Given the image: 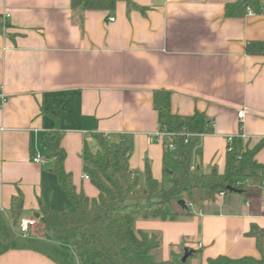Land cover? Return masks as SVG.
Returning <instances> with one entry per match:
<instances>
[{"label":"crops","instance_id":"crops-1","mask_svg":"<svg viewBox=\"0 0 264 264\" xmlns=\"http://www.w3.org/2000/svg\"><path fill=\"white\" fill-rule=\"evenodd\" d=\"M238 1L118 0L112 11H86L74 10L72 0H0V17L10 15L0 24L6 98L0 105V217L15 233L0 264H82L70 242L56 241L39 225L20 233L11 213L19 194L22 219H38L41 202L72 208L53 164L32 160L36 151L48 156L44 139L52 132L61 135L66 174L90 199L99 191L84 178L83 152L85 146L98 150L97 134L110 143L131 141L128 164L141 179L147 166L162 184L179 172L176 152L157 136V91L171 94L174 114L199 112L214 123L194 149L195 178L213 168L225 171L228 137H236L242 152L264 140V55L247 51L250 43H264V15L251 17L245 9L228 16L227 6ZM248 5L260 13L255 0ZM255 160L264 165V146ZM239 181L243 203L242 194L218 196L193 203L190 217L137 220L135 229L160 237L153 255L163 261L185 249L196 252L191 257L198 264L220 256L261 259L260 182Z\"/></svg>","mask_w":264,"mask_h":264},{"label":"trees","instance_id":"trees-1","mask_svg":"<svg viewBox=\"0 0 264 264\" xmlns=\"http://www.w3.org/2000/svg\"><path fill=\"white\" fill-rule=\"evenodd\" d=\"M118 0H72L74 10L112 11ZM252 0H239L227 6V15H241ZM132 7H137L130 4ZM250 54L264 55V43L248 44ZM155 100L160 112L161 131L174 134L165 143L177 147L179 172L173 174L170 187L154 179L149 166L144 178L132 171L128 164L131 141L126 137L118 143H110L102 135H95L98 150L91 151L85 146L83 152L84 174L99 191L98 198L90 199L78 192L64 170L65 156L60 149L61 135L56 131L44 139L45 151L55 162L51 168L58 175L60 185L72 203V208L53 210L48 204L40 203L39 226L56 241L70 242L82 264H190L183 262L184 251L173 252L167 261L154 257L161 247L157 234L135 229L137 220L177 221L190 217L189 210L182 209L178 202L185 196L192 203L197 196L201 203L215 201L221 192L240 195L228 189L240 179L264 180V165L255 158L264 146L262 140L253 149L240 151L235 139L233 148L227 152L223 173L217 168L194 178L192 171L194 149L199 135L211 134L214 123L203 113L190 117L174 114L171 109V94L167 91L155 92ZM188 135H192L189 138ZM168 140V141H167ZM236 189V188H235ZM245 193V188L238 189ZM24 200L21 194L12 200V217L18 223L22 219ZM13 229L0 217V253L4 244L12 242ZM261 259L245 257L231 260L224 256L209 259L208 264H264V231L258 235ZM196 253V252H194Z\"/></svg>","mask_w":264,"mask_h":264},{"label":"built area","instance_id":"built-area-1","mask_svg":"<svg viewBox=\"0 0 264 264\" xmlns=\"http://www.w3.org/2000/svg\"><path fill=\"white\" fill-rule=\"evenodd\" d=\"M255 1L257 3H259V5H260V13H257L255 10H253V8L250 5H247V7H246V13H247V15L248 16H251V17H256L258 14L264 15V0H255ZM9 18H10V15H8V14L1 16L0 17V24L6 25L7 24V20ZM112 21H114V19H112ZM5 102H6V98H5L4 94H3L2 89H0V105L1 104H4ZM246 111H247L246 109H243L242 111H240L238 113V118H239V120H240L241 123L244 122V118H245V115H246ZM157 136L164 141V145H165V147H166L167 150H170V151H173V152H176L177 151V147L175 146V144H173V143H165V139L170 140L174 136V134L160 130L158 132ZM190 136H192V135H188L187 138H189ZM202 136L203 135H199L197 137L200 138ZM235 139H236V137H234V136L228 137V151H231L232 150ZM32 160L35 163H37V164H46V163L54 164V162H55V158L54 157L45 156V155H43L39 151H36L34 153ZM192 171H195V168H192ZM84 178L87 179V180H89V177L87 175H85ZM244 186H245V183H242L240 181H237L235 183L234 188L241 189ZM260 190L262 191V200H263V203H264V180H262L260 182ZM226 195H227V192L224 191V192H221L219 194V197L223 198ZM188 206L189 207H192L193 204L192 203H188ZM38 225H39V221L37 219H34V218H30V219L23 218V219H21L17 223V228H18V230H19L20 233H22L23 235L27 236Z\"/></svg>","mask_w":264,"mask_h":264},{"label":"rangeland","instance_id":"rangeland-1","mask_svg":"<svg viewBox=\"0 0 264 264\" xmlns=\"http://www.w3.org/2000/svg\"><path fill=\"white\" fill-rule=\"evenodd\" d=\"M169 172L174 173V171H169ZM175 172H177V171H175ZM175 174H177V173H175ZM193 177L195 178V176H193ZM169 180L170 179H167L165 181V183L163 184L164 187H166V188H169L170 187L171 184H170V181ZM242 180L244 181L245 179H242ZM231 196H232L231 194H228V197L226 199L227 200L230 199ZM238 198H239V202L240 203H243L245 201L246 196H245V194H242ZM184 200L186 202H188L189 198L187 196H185V199ZM220 200L221 199L219 197H216L215 202L216 201H220ZM193 203H200V200H199V198L197 196L195 197V200L193 201ZM189 262H190V264H198L197 260H195L193 257H190Z\"/></svg>","mask_w":264,"mask_h":264},{"label":"water","instance_id":"water-1","mask_svg":"<svg viewBox=\"0 0 264 264\" xmlns=\"http://www.w3.org/2000/svg\"><path fill=\"white\" fill-rule=\"evenodd\" d=\"M228 190H229L230 192H235V193H239V194L242 193V191H240V190H238V189H235V188H233V187L229 188ZM178 204L180 205V207H181L182 209L189 210L188 203H186L185 200H180V201L178 202ZM38 217H39V215H37V218H38ZM193 254H194V251L189 250V249H185V250H184V257H183L182 261H183V262H186V261H187V260L193 255Z\"/></svg>","mask_w":264,"mask_h":264}]
</instances>
